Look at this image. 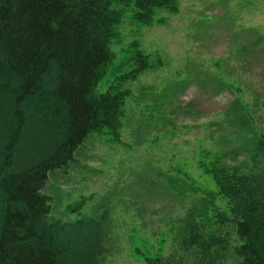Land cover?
I'll return each instance as SVG.
<instances>
[{
	"label": "trees",
	"instance_id": "trees-1",
	"mask_svg": "<svg viewBox=\"0 0 264 264\" xmlns=\"http://www.w3.org/2000/svg\"><path fill=\"white\" fill-rule=\"evenodd\" d=\"M163 9L177 13L180 3L0 0V264H102L106 215L52 219V196L44 190L52 171L77 160L90 134L108 128L114 142L124 143L130 90L96 88L115 58L111 45L123 20L162 23ZM127 58L134 67L118 76L121 82L159 65L140 48ZM246 109L236 97L227 114L243 139L239 147L202 151L200 166L216 185L208 197L186 207L199 189L186 175H179L177 195L139 197L146 204L158 196L179 198L185 209L177 215L175 247L145 255L146 264H219L230 252L238 264H264V131ZM216 196L225 208L215 204ZM229 221L235 239L223 226Z\"/></svg>",
	"mask_w": 264,
	"mask_h": 264
},
{
	"label": "rangeland",
	"instance_id": "rangeland-1",
	"mask_svg": "<svg viewBox=\"0 0 264 264\" xmlns=\"http://www.w3.org/2000/svg\"><path fill=\"white\" fill-rule=\"evenodd\" d=\"M178 1L177 13L159 11L162 23L148 26L126 17L111 45L115 58L96 90H130L124 143L114 142L108 128L90 134L77 160L52 171L44 190L52 196V219L106 215L110 232L102 264H146L145 255L171 252L182 201L138 199L177 195L179 175L199 188L186 207L216 189L199 160L203 150L225 152L242 144L238 126L227 120L236 97L264 131V0ZM138 48L159 65L121 82L118 76L134 67L125 61ZM214 200L225 208L222 198ZM223 226L235 239L233 223ZM238 261L230 252L219 264Z\"/></svg>",
	"mask_w": 264,
	"mask_h": 264
}]
</instances>
